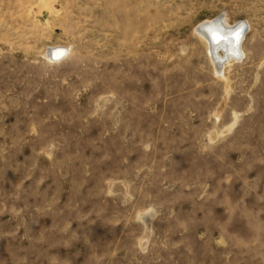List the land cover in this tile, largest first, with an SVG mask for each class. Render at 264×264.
<instances>
[{
  "label": "rangeland",
  "instance_id": "obj_1",
  "mask_svg": "<svg viewBox=\"0 0 264 264\" xmlns=\"http://www.w3.org/2000/svg\"><path fill=\"white\" fill-rule=\"evenodd\" d=\"M0 264H264V0H0Z\"/></svg>",
  "mask_w": 264,
  "mask_h": 264
},
{
  "label": "bare ground",
  "instance_id": "obj_2",
  "mask_svg": "<svg viewBox=\"0 0 264 264\" xmlns=\"http://www.w3.org/2000/svg\"><path fill=\"white\" fill-rule=\"evenodd\" d=\"M225 27H231V30H239L238 33L241 34V39L237 45H235L234 40L231 38H227V40H221L219 43H215V41L210 37L209 35L200 29L199 27L196 28V31L201 37L203 41L206 42L209 56L211 59L212 64L214 65L216 73L220 74L222 71L225 69L226 65L230 64L232 61H240L243 59L245 55V50L243 47V40L245 38V35L248 33V30L250 28V23L247 21H237L233 24L228 23L226 20L223 19ZM204 23L210 24L213 26L217 32L216 34L221 36V37H226V33L222 30L221 26L216 24L215 19H209L205 21ZM242 30V31H241ZM214 44H213V43ZM226 46L227 51L224 49H221L222 46ZM65 48L64 46L61 45H56V46H51L48 48L46 54L52 59V60H58L60 57L64 55L63 58L68 55V50L65 48V50L61 49H56V48ZM224 48V47H223ZM236 54V55H235ZM53 55V56H52ZM221 58L224 59V61H220L217 59Z\"/></svg>",
  "mask_w": 264,
  "mask_h": 264
},
{
  "label": "water",
  "instance_id": "obj_3",
  "mask_svg": "<svg viewBox=\"0 0 264 264\" xmlns=\"http://www.w3.org/2000/svg\"><path fill=\"white\" fill-rule=\"evenodd\" d=\"M215 20H216V24L217 25H219V26H221V28H222V30L226 33V37H228V38H231L232 40H234V43H235V45H237L238 43H239V41H240V39H241V34H239L238 33V31L239 30H237V29H235V30H231L229 27H225V25H224V22H223V19L222 18H219V17H215L214 18ZM207 25H210V24H207V23H204V22H202V23H200L199 25H198V27L200 28V29H202L203 31H205V27L207 26ZM242 31V30H241ZM206 32V31H205ZM208 35H209V37H210V34L208 33V32H206ZM225 37V36H224ZM212 37H210V39H211ZM223 40H227V39H223ZM213 43V42H212ZM215 43H217V42H215ZM214 44V43H213ZM224 47V48H223ZM56 49H63V50H65V48H56ZM221 49H224L225 51H227V48H226V46H225V44H224V46H222L221 47ZM236 55V54H235ZM53 56V55H52ZM217 59H218V57H217ZM218 60H220V61H224V59H221V58H219Z\"/></svg>",
  "mask_w": 264,
  "mask_h": 264
},
{
  "label": "snow or ice",
  "instance_id": "obj_4",
  "mask_svg": "<svg viewBox=\"0 0 264 264\" xmlns=\"http://www.w3.org/2000/svg\"><path fill=\"white\" fill-rule=\"evenodd\" d=\"M205 31L208 32L211 35L212 39L217 43H219L222 39L228 38V37H221V36L217 35L216 34L217 30L211 25H207L205 27Z\"/></svg>",
  "mask_w": 264,
  "mask_h": 264
}]
</instances>
